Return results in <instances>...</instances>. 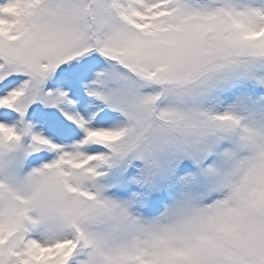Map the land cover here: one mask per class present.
<instances>
[{
    "label": "snow or ice",
    "instance_id": "obj_1",
    "mask_svg": "<svg viewBox=\"0 0 264 264\" xmlns=\"http://www.w3.org/2000/svg\"><path fill=\"white\" fill-rule=\"evenodd\" d=\"M0 264H264V0H0Z\"/></svg>",
    "mask_w": 264,
    "mask_h": 264
}]
</instances>
